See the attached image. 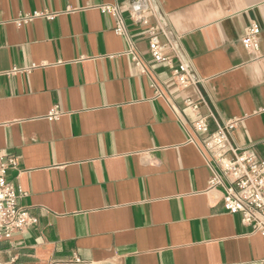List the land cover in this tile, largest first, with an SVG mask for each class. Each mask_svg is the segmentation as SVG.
Returning <instances> with one entry per match:
<instances>
[{
    "label": "crops",
    "instance_id": "obj_1",
    "mask_svg": "<svg viewBox=\"0 0 264 264\" xmlns=\"http://www.w3.org/2000/svg\"><path fill=\"white\" fill-rule=\"evenodd\" d=\"M34 13L51 17L16 24ZM155 18L201 85L150 57ZM250 25L258 61L240 43ZM200 118L210 132L239 119L230 142L264 161V0H0V151L36 219L0 241V264H264V235L209 186Z\"/></svg>",
    "mask_w": 264,
    "mask_h": 264
},
{
    "label": "built area",
    "instance_id": "obj_2",
    "mask_svg": "<svg viewBox=\"0 0 264 264\" xmlns=\"http://www.w3.org/2000/svg\"><path fill=\"white\" fill-rule=\"evenodd\" d=\"M105 13L116 16V9L113 7H101ZM50 15L34 13L21 17L16 24H26L35 17ZM136 16V15H135ZM131 15L132 18H135ZM156 19L153 25L141 20V23L148 25V52L156 63L167 66L171 71V77L180 89L201 85L190 74L187 66L180 62L174 65L178 59V43L167 36L166 25L162 19ZM158 31L166 38L165 42L159 40ZM115 34L125 37V29L122 22H116ZM259 35L260 29L257 25H250L245 28L240 39L243 49L258 61L259 57ZM126 54L134 63L141 74H145L144 64L139 59L132 44H128ZM204 104L201 98L198 102L185 101V105L191 112L197 113L199 105ZM60 116L57 109H52L47 115L48 120H56ZM239 119H232L218 125L214 132L209 131L206 118H200L192 123V128L205 135L203 147L209 157L208 165L211 168L209 180L210 188L217 186L223 189L222 206L227 213L239 215L242 225L250 229L251 233L264 235V161L257 162L246 153L232 145L229 134L235 129ZM16 166V160L8 158L0 151V241H8L15 234L26 233L30 226L36 224V219L19 205V199L23 192L14 188L7 181V172ZM79 263V259H74ZM55 264V263H53ZM101 264V263H100Z\"/></svg>",
    "mask_w": 264,
    "mask_h": 264
}]
</instances>
